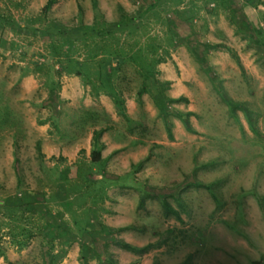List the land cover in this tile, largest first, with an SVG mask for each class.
I'll return each mask as SVG.
<instances>
[{"label": "rangeland", "instance_id": "1", "mask_svg": "<svg viewBox=\"0 0 264 264\" xmlns=\"http://www.w3.org/2000/svg\"><path fill=\"white\" fill-rule=\"evenodd\" d=\"M48 1L0 0V264H264V0Z\"/></svg>", "mask_w": 264, "mask_h": 264}, {"label": "trees", "instance_id": "2", "mask_svg": "<svg viewBox=\"0 0 264 264\" xmlns=\"http://www.w3.org/2000/svg\"><path fill=\"white\" fill-rule=\"evenodd\" d=\"M53 2H54V0H49L48 3H47V5L45 6V8H46V9H49V8L52 6ZM231 52H232V56L234 57V59H235L236 62L238 63V62H239V61H238V60H239L238 57L234 54L233 51H231ZM138 95H139V94H138ZM122 246H123L124 249H126L127 251H132V252H134V251H142V250H143V248L139 249V248L133 247V246L127 244V243H122Z\"/></svg>", "mask_w": 264, "mask_h": 264}]
</instances>
